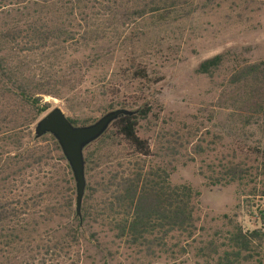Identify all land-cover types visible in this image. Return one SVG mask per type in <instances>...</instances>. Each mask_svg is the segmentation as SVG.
Masks as SVG:
<instances>
[{
	"label": "trees",
	"instance_id": "1",
	"mask_svg": "<svg viewBox=\"0 0 264 264\" xmlns=\"http://www.w3.org/2000/svg\"><path fill=\"white\" fill-rule=\"evenodd\" d=\"M213 2L205 0L201 10L211 9ZM183 4V0H0V264H65L79 242L93 236L88 237L86 229L92 224L106 226L114 239L143 258H164L173 264H182L193 244L197 245L194 256L202 264H240L256 254V243L264 242V211L256 215L259 229L244 228L224 217L230 225L225 244L197 242L195 212L200 193L186 184L172 185L159 169L135 165V169L105 173L98 189L85 188L80 215H76L68 166H62L59 177L57 165L49 163L65 162L58 144L51 136L35 140L31 132L33 123L48 109L39 96L49 93L23 78L8 59L10 55H54L66 45L86 44L100 15L106 25L116 28L147 14L155 22L178 21L191 12L180 8ZM230 62L233 68L218 104L229 108L240 126L264 131V60L243 61L226 51L201 62L197 73L211 74ZM133 76L148 78L144 70H135ZM106 95L104 91L102 96ZM125 110L129 114L121 115L109 127L111 131L94 143L107 147L106 135L111 132L131 156L150 158L148 142L137 134L138 121L150 109ZM243 147L237 146L240 154L255 157L264 178V151L259 146ZM97 156L102 164L109 162V156ZM93 159L84 157V165ZM46 169H51L49 177ZM247 176L242 164L230 163L221 181L213 184H242ZM50 224L55 225L53 230L39 232Z\"/></svg>",
	"mask_w": 264,
	"mask_h": 264
},
{
	"label": "rangeland",
	"instance_id": "2",
	"mask_svg": "<svg viewBox=\"0 0 264 264\" xmlns=\"http://www.w3.org/2000/svg\"><path fill=\"white\" fill-rule=\"evenodd\" d=\"M183 1L180 8L191 12L178 21L155 22L152 14H147L116 28L106 25V18L100 15L94 19L96 30L86 44L66 45L54 55L7 57L23 78L49 93L39 96L41 104L48 107L46 113L60 108L77 126L92 124L122 105L124 109L149 108L148 116L138 121L137 134L148 142L152 156H131L110 132L107 147L93 143L84 150L90 162L94 156L85 166L86 187L98 189L105 173L135 169V165L165 171L172 185L186 184L200 193L195 239L218 246L226 243L230 229L224 217L239 221L244 228H260L255 219L264 211V178L256 158L241 155L237 146L244 145L242 150L259 146L264 151V131L257 126H240L233 112L218 104L232 62L211 74H199L197 67L226 51L243 61L264 60V1L213 0L214 6L203 11L205 0ZM135 70H144L147 80L134 77ZM104 91L108 95L102 96ZM36 122L31 126L32 136ZM98 154L109 156V162L102 164ZM49 163L57 165L61 177L66 161ZM230 163L242 164L248 174L246 180L214 185ZM46 170L49 177L51 169ZM70 178L74 186L71 172ZM54 228L50 224L39 232ZM86 229L88 237L93 236L79 242L65 264H173L164 258L137 255L136 250L114 239L106 226L92 224ZM256 246L253 258L240 264H264V242ZM194 247L197 245L188 249L182 264H202L194 256Z\"/></svg>",
	"mask_w": 264,
	"mask_h": 264
},
{
	"label": "water",
	"instance_id": "3",
	"mask_svg": "<svg viewBox=\"0 0 264 264\" xmlns=\"http://www.w3.org/2000/svg\"><path fill=\"white\" fill-rule=\"evenodd\" d=\"M126 114H129L127 110L116 109L104 114L92 124L75 126L60 108H54L34 125L35 140L51 136L60 148L74 181L75 212L78 216L86 188L84 150L97 141L121 115Z\"/></svg>",
	"mask_w": 264,
	"mask_h": 264
}]
</instances>
